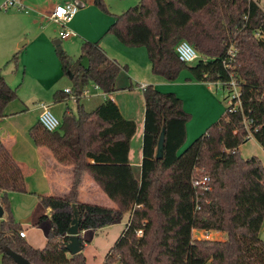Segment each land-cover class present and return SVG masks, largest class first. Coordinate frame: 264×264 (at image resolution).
I'll return each mask as SVG.
<instances>
[{"label": "trees", "instance_id": "trees-1", "mask_svg": "<svg viewBox=\"0 0 264 264\" xmlns=\"http://www.w3.org/2000/svg\"><path fill=\"white\" fill-rule=\"evenodd\" d=\"M95 3L110 13L104 0ZM258 32L264 35L260 0H140L115 16L108 33L128 47H145L154 74L173 81L188 68L197 81L229 82L233 76L241 86V105L227 107L217 122L181 151L191 118L182 98L146 85L140 180L129 160L136 122L126 119L111 98L92 111L81 104L90 82L107 94L116 91L121 65L98 42L84 41L78 59L58 49L63 75L71 78L77 95V112L68 106L58 130L48 131L38 120L29 133L37 146L52 152L58 164L72 166L71 188L61 196L39 195L51 210V228L46 245L33 247L20 236L22 225L9 202L10 192H28L26 176L0 140V203L6 213L0 219L1 264H17L6 253L7 247L33 264H87L82 251L72 255L66 249L73 204L82 217V228H101L131 212L103 264H264L260 237L264 165L257 156L244 159L240 155V146L251 138L264 147V39ZM181 40L196 47L201 55L197 61L180 60L175 48ZM232 46L238 54L229 61ZM84 56L89 59L87 69L81 64ZM17 97L0 68V119ZM54 97L57 102L70 99L63 90ZM163 129L165 155L157 159ZM196 168H205L209 174V190L193 186ZM85 174L93 177L116 208L79 199ZM194 229L221 231L226 237H194Z\"/></svg>", "mask_w": 264, "mask_h": 264}, {"label": "crops", "instance_id": "crops-1", "mask_svg": "<svg viewBox=\"0 0 264 264\" xmlns=\"http://www.w3.org/2000/svg\"><path fill=\"white\" fill-rule=\"evenodd\" d=\"M69 1H75L78 3V11L74 17L65 23V29L73 32L74 34L69 35L68 37L62 38L60 36V31L63 28V25L55 22L50 18L54 8L58 4L66 3ZM24 0L25 13L29 11H35L39 16L36 17H26V21L30 22L33 29H39L40 32L36 36L28 37L25 44H34L38 39L42 38L46 40V48L51 49V41H60V45L64 41L76 42L78 47V52L81 50L82 43L84 41H93L98 42L99 45L104 49L107 55L116 60L122 67V70L117 78V90L107 94L103 92L100 88H95L94 95L97 98H100L93 109L88 110L92 111L101 105L108 98H111L119 106L122 115L126 119L134 120L137 124V130L133 136L130 144L129 160L134 170V174L138 180L142 176V162H143V138H144V126H145V99L139 96V92L143 90L146 85H153L156 89L158 85L162 83L157 76L153 75L152 64L148 57L147 49L145 47H128L121 43L118 38L112 34L108 33V29L111 24L114 22V17L120 10L112 9L110 5L107 7L110 14L102 12L96 5L95 0ZM261 5V4H260ZM89 12L96 13L100 20L95 24L90 26L89 31L83 29V23L87 18ZM41 21H48L53 23V28L51 30H45V26L40 24L39 18ZM28 25H24V37L27 35ZM23 37V36H21ZM19 39L20 36H19ZM57 45V44H56ZM75 59V56H72ZM56 59V57L54 56ZM78 59V58H77ZM4 74V73H3ZM190 71H182L181 76L184 75L186 80H180L176 85L170 90L176 92V94L183 99V107L185 110L192 114V121L187 124V132L190 137L191 134H200L204 132L210 123L216 120L219 116L216 115L211 117V114H204L201 118L195 120L196 112L195 108L198 105V98L196 94L190 93V91L203 92L207 95L209 102L212 105H218L217 94L213 90L212 86L215 85V82H200L197 81ZM6 76V74H4ZM69 77V76H68ZM135 79H142V83L137 91L130 90V85ZM70 83L63 81V76L55 78L52 82L49 83V89H52L58 85L59 90H63L67 87L72 88L71 78L69 77ZM88 88V87H87ZM89 89V94L81 98V104L85 107L84 101H89L93 89ZM130 90V91H129ZM136 93L138 94L139 101L134 102L129 100V94ZM180 97V98H181ZM50 101L55 103L51 105V109H56L61 115H63L66 105L71 101V99H65L57 102L55 97H48ZM24 103V102H23ZM76 103V102H75ZM64 104V105H63ZM66 104V105H65ZM70 105V103H69ZM77 105V103H76ZM9 106V105H8ZM10 109L6 108V116L0 119V125L3 124H12L15 122L16 118L21 117L22 120L26 118L24 124L25 129L15 128L12 133L1 132L0 140H2L5 145L11 151L13 157L19 162L22 166L25 176L26 183L30 198H32V208L29 211L30 214L24 224L21 223L23 230L26 231V237L28 238V229L37 230L40 232V237L31 235L30 241H27L33 247L43 248L47 242L48 231L51 228V219H50V208L45 207L39 199L41 194H52V195H64L69 192L72 183V166L58 164L52 152L43 146H37L32 137L29 136L28 129L34 125L36 119L39 118L41 109L38 105L34 104L32 107L23 105L24 108H21L17 105H12ZM29 114V115H28ZM33 115L34 118H32ZM30 127V128H29ZM3 129L0 126V130ZM205 133V132H204ZM24 136V137H23ZM187 136V137H188ZM79 199L85 203L99 204L107 207L116 208L117 204L109 198V196L102 190V188L97 184L89 174H85L83 181L79 190ZM128 215V221L131 217V212H126ZM123 214L122 216H124ZM6 215V213H5ZM4 215V217H5ZM122 216H119L115 221L109 225H106L101 228H81V238L83 241L82 252L85 254L87 259V264L89 262L86 255V248L89 247L90 241L85 238V235L91 230L95 235L98 231L104 229H110L117 220H120ZM3 217V218H4ZM26 225V228L25 226ZM193 234H196L195 237L199 238H209V239H220L223 240L226 237V234L221 231H205L202 229H194ZM220 235V237H218ZM86 249V250H85ZM106 255L102 256L100 259H97L93 264H103L105 261Z\"/></svg>", "mask_w": 264, "mask_h": 264}, {"label": "rangeland", "instance_id": "rangeland-1", "mask_svg": "<svg viewBox=\"0 0 264 264\" xmlns=\"http://www.w3.org/2000/svg\"><path fill=\"white\" fill-rule=\"evenodd\" d=\"M3 2L4 0H0V68L2 69V72L6 74V76L13 77L10 84L14 89H16L18 94V97L14 101L9 103L8 104L9 106H7V108L10 109L11 107H13L12 105H17L21 108H24L23 105H25V109H26V105L32 107L34 104L38 105L39 103H47L50 105H54L55 103H53V101H50L48 97L50 98L54 96L55 92L59 89H57L58 85H56L52 89H49V83L52 82V80H54L55 78L62 76H63V81L70 83L69 77L63 75L62 65L60 58L58 56V48L56 42L53 40L51 41L50 50L46 48V40L42 38L38 39L37 42H35L34 44L32 43L29 45L28 44L24 45V42L28 39V37L36 36L40 32L39 29H33L30 22H27L26 17L24 16H28L30 18L36 16L41 17V16L38 15V13L35 11L34 12L29 11V13H25L24 9H19V8H11L9 10H5L1 7ZM83 2L86 3L87 0H84ZM104 2L106 3L107 6L110 5L113 10L117 9L120 10L119 12H124L128 10L130 7L137 5L140 2V0H104ZM260 4L264 8V0H260ZM97 7L102 12H104L99 6ZM99 20L100 18L96 13L89 12L87 14V18L85 22L83 23V29L86 32L89 31L90 26L92 24H95ZM39 21L40 24L45 26L44 28L45 30H51V28H53L54 25L53 23H49L46 20L41 21L40 18ZM24 25H28V32L25 37H24ZM19 36L21 39H19ZM78 47L79 45L76 42L64 41L62 43V49H64L71 56L74 55L75 59L79 58L82 55V50H80L79 53H77ZM15 55H17V58L14 57ZM54 56L56 57V59L54 58ZM183 71H189V70L188 68H186ZM190 75L193 76L192 74ZM156 77H158V79L162 82L158 85L159 87L157 88L162 93H170V92L176 93L175 91L170 90V88L174 87L177 82H180V80H184V79L186 80V78H184V75L182 76L179 75V77L173 81L167 80L161 75H157ZM141 83H142V79H137V80L135 79V81L132 82V85H130V90L137 91ZM95 86L96 84L94 82H90L87 85L88 88L93 89V92L91 94L92 96L89 101L85 99L82 100L84 101L83 103L85 104L86 110L93 109L94 106L96 105V102L100 100V98H97L96 95H94ZM212 88L217 94L218 105H212L209 102L208 97L205 93L200 91L198 92L190 91V93L196 94L198 98V105L195 108V112H196L195 120L201 118L204 114H211V117H214L219 114L218 118L212 121L209 127L213 125L215 122H217L223 116V114L226 111V108L228 107L227 106L228 102L226 100L228 90L221 86L217 87L215 85H213ZM139 96L142 97L143 99L144 97L143 90L139 92ZM129 100L134 101L136 103L140 99L138 97V94L133 93V94H129ZM69 103L67 105L65 104L66 107L69 106L71 109L74 110V112H77L76 103L73 102L72 100L69 101ZM52 111L59 119L62 118L63 115H61L58 110L52 108ZM185 111L191 115V118L187 123L189 124L192 121V114L187 110ZM33 115L35 116V114ZM33 115L30 114L32 118H34ZM25 119L26 118L22 120V118L19 117L16 118L13 125L12 124L0 125L3 127V129L0 130V133L1 132L12 133L15 130V128L25 129L24 127V124L26 122ZM38 120L39 118L36 119L34 124H36ZM209 127H207V129ZM207 129L204 132H206ZM29 130L30 129H28V133ZM204 132L198 135L193 133L191 134L190 137L188 136V132H187L188 137L186 138V141L180 150L183 151L186 148H188ZM240 155L244 159L257 156L264 165V147L255 138L250 139L249 141L245 142L240 146ZM202 170L203 172L206 171L205 168H202ZM30 197L31 196H29L28 194L22 192H10L9 194L10 208L14 214L15 219L19 223L24 224V222L26 221V219L30 214L29 211L32 208V204H31L32 198ZM119 219L120 220H117V222L110 229H104L98 231L97 235L95 234L92 235V233L94 232L90 230L85 235V238L90 241L89 247L86 248L87 250L85 249L86 255L89 260L88 264H93L97 259H100L102 256H105L108 253V251L111 249V247L116 243L117 239L120 237L121 233L126 227V224L128 222V215L125 214ZM23 226L26 227V225ZM81 228L82 227H80V230ZM27 232H28V238H26L27 241H30L31 235L35 236V238L37 236L40 237L41 235V233L37 232V230L34 229L32 230L30 228L28 229ZM195 235L196 234H194V237ZM218 237H220V235H218ZM260 237L264 240V222L260 231ZM0 264H1V259H0Z\"/></svg>", "mask_w": 264, "mask_h": 264}, {"label": "built area", "instance_id": "built-area-1", "mask_svg": "<svg viewBox=\"0 0 264 264\" xmlns=\"http://www.w3.org/2000/svg\"><path fill=\"white\" fill-rule=\"evenodd\" d=\"M1 7L5 10H9L11 8L25 9L24 0H4ZM77 11H78V3L75 1H69L66 3L58 4L54 8L50 18L55 22H58L63 25V28L60 31V36L62 38L74 34L73 32L65 29L64 25L74 17ZM257 36H260L262 37V39H264V35H261L259 32L257 33ZM175 50L180 60L186 63H193L197 61L201 56L198 50L196 49V47L187 40H181L180 42H178ZM229 54H230L229 61H231V59L238 54V49L232 46L229 50ZM224 64L226 67L230 66V62H224ZM215 84L223 88H226L228 90V94L226 96L228 107H231L232 109H236L241 105V86L235 77L232 76L229 82L217 81L215 82ZM95 88H99V86L96 85ZM64 91L70 95V99L73 102L77 101V95H75L71 87L65 88ZM88 94H89V89L86 86L81 98ZM38 106L41 109V112L39 114V121L41 122V124L48 131L58 130L61 125V119H59L53 113L51 109V105L47 103H39ZM244 121L246 122V119ZM209 181H210L209 174L204 173L203 170L200 168L195 169V173L192 179V184L195 187V189H202L204 191L209 190L210 189ZM197 194L198 195L201 194L200 191ZM197 207H199L198 203H197ZM137 234L139 236L143 235V230L139 229L137 231ZM20 236L23 238L26 237V231L21 230Z\"/></svg>", "mask_w": 264, "mask_h": 264}, {"label": "water", "instance_id": "water-1", "mask_svg": "<svg viewBox=\"0 0 264 264\" xmlns=\"http://www.w3.org/2000/svg\"><path fill=\"white\" fill-rule=\"evenodd\" d=\"M56 44H57L58 49L62 48V46L60 45V41H56ZM81 64L86 69L89 68V59L87 56H84L82 58ZM12 78H13L12 76H6L7 82L11 83ZM165 136H166L165 129H163L160 134L159 140H158V145H157V150H156V155H155L157 159L164 158ZM73 207H74V216H73L71 225L67 230V234L70 236V241L66 243V249L72 255L81 252L83 249V241H82L81 232H80L82 217L80 216L79 211L76 208V204H73ZM4 215H5V209L3 205L0 203V219H3ZM6 253L9 256H11L16 261L17 264H33L21 254L12 250L10 247L6 248Z\"/></svg>", "mask_w": 264, "mask_h": 264}]
</instances>
